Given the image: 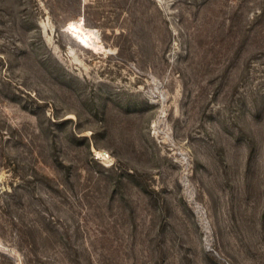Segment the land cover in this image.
<instances>
[{
  "label": "rangeland",
  "instance_id": "obj_1",
  "mask_svg": "<svg viewBox=\"0 0 264 264\" xmlns=\"http://www.w3.org/2000/svg\"><path fill=\"white\" fill-rule=\"evenodd\" d=\"M82 1L0 0V264H264V0Z\"/></svg>",
  "mask_w": 264,
  "mask_h": 264
},
{
  "label": "trees",
  "instance_id": "obj_2",
  "mask_svg": "<svg viewBox=\"0 0 264 264\" xmlns=\"http://www.w3.org/2000/svg\"><path fill=\"white\" fill-rule=\"evenodd\" d=\"M75 8H78L77 13L79 14L81 12L80 8H90L89 4H84L82 0H76ZM84 21L86 22V18H84Z\"/></svg>",
  "mask_w": 264,
  "mask_h": 264
},
{
  "label": "bare ground",
  "instance_id": "obj_3",
  "mask_svg": "<svg viewBox=\"0 0 264 264\" xmlns=\"http://www.w3.org/2000/svg\"><path fill=\"white\" fill-rule=\"evenodd\" d=\"M80 24H79V21L76 23V25H75V28H73L74 29V31H72V33H74V34H76V31H77V34L76 35H79V37L80 38H82V39H86V38H84L83 37V35H82V33H84L83 31H84V29L83 28H81L80 26H79ZM76 30V31H75ZM85 34V33H84ZM75 35V36H76Z\"/></svg>",
  "mask_w": 264,
  "mask_h": 264
}]
</instances>
